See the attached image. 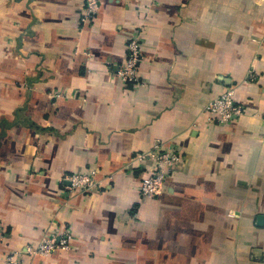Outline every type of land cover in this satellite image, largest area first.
I'll return each instance as SVG.
<instances>
[{
  "label": "crops",
  "instance_id": "obj_1",
  "mask_svg": "<svg viewBox=\"0 0 264 264\" xmlns=\"http://www.w3.org/2000/svg\"><path fill=\"white\" fill-rule=\"evenodd\" d=\"M97 2L83 26L85 0H0V264H264V0ZM230 87L242 114L209 122ZM157 145L181 158L147 199Z\"/></svg>",
  "mask_w": 264,
  "mask_h": 264
},
{
  "label": "built area",
  "instance_id": "obj_2",
  "mask_svg": "<svg viewBox=\"0 0 264 264\" xmlns=\"http://www.w3.org/2000/svg\"><path fill=\"white\" fill-rule=\"evenodd\" d=\"M99 11L97 0H85L82 8L79 22L83 26H88ZM141 57V47L138 38L131 39L127 44L126 58L118 67L117 77L127 85L137 83V68ZM209 122L223 123L233 117L242 114V108L235 101L234 89L228 88L219 97L210 101L203 109ZM155 151L148 155L138 156L139 160L149 158L157 163L156 169L141 183L140 194L147 199H153L163 189L166 179L174 172V167L180 161V155L171 151H163L157 145ZM69 183L66 189L72 193L78 194L90 193L98 185L94 175L89 174H72L67 177ZM72 235L68 231L62 233H49L43 236L34 249H29L28 254L31 256H47L55 250H67L70 246ZM21 253H11L3 264H21Z\"/></svg>",
  "mask_w": 264,
  "mask_h": 264
},
{
  "label": "rangeland",
  "instance_id": "obj_3",
  "mask_svg": "<svg viewBox=\"0 0 264 264\" xmlns=\"http://www.w3.org/2000/svg\"><path fill=\"white\" fill-rule=\"evenodd\" d=\"M45 235H46V234H45ZM43 236H44V235H43ZM43 236H42V238H43ZM42 238H41V239H42ZM39 242H40V241H39Z\"/></svg>",
  "mask_w": 264,
  "mask_h": 264
},
{
  "label": "trees",
  "instance_id": "obj_4",
  "mask_svg": "<svg viewBox=\"0 0 264 264\" xmlns=\"http://www.w3.org/2000/svg\"><path fill=\"white\" fill-rule=\"evenodd\" d=\"M91 193V192H90ZM84 194H89V193H84Z\"/></svg>",
  "mask_w": 264,
  "mask_h": 264
},
{
  "label": "water",
  "instance_id": "obj_5",
  "mask_svg": "<svg viewBox=\"0 0 264 264\" xmlns=\"http://www.w3.org/2000/svg\"><path fill=\"white\" fill-rule=\"evenodd\" d=\"M69 184V183H68Z\"/></svg>",
  "mask_w": 264,
  "mask_h": 264
}]
</instances>
